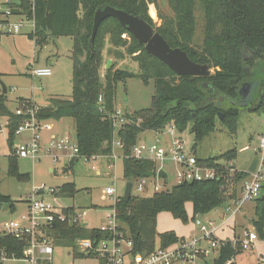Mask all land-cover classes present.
I'll use <instances>...</instances> for the list:
<instances>
[{
	"label": "trees",
	"instance_id": "16d2710c",
	"mask_svg": "<svg viewBox=\"0 0 264 264\" xmlns=\"http://www.w3.org/2000/svg\"><path fill=\"white\" fill-rule=\"evenodd\" d=\"M22 13L31 17L26 0H20ZM173 16H163L160 26H155L148 14V6L157 9V0H34L35 32L28 36L35 45L42 46L49 38L70 37L73 45L70 52L72 61V96L69 99L54 97L48 99L45 107H39L36 118L39 121L71 119L76 132L79 155L84 157L108 156L111 154L113 127L108 118L115 110L118 83L136 77L144 84H153V95L149 108L132 114L125 113L129 123L118 134L122 142V153L129 156L137 144L140 134L146 131L159 133L166 126H173L183 133L191 126L193 151L204 137L215 130L216 123L223 126L230 135L237 131L240 110H247L264 116V0H167ZM201 7L203 15L202 42L193 44L196 27V11ZM112 7L130 15L138 16L148 23L171 48L184 51L189 59L200 65L208 64L207 77H179L155 57L148 55L144 47L119 25L114 19L102 21L97 29L94 42L90 46L94 13L98 9ZM19 13V12H18ZM0 33V38H1ZM127 36L132 46L127 47L122 36ZM114 51L124 49L127 56L137 64L138 72L117 69L111 64L105 69L101 79L102 52L105 43ZM111 52V51H110ZM114 56L122 59L116 52ZM258 81L259 85L252 103L239 108L229 101L239 98L238 90L244 83ZM101 97L102 103L98 99ZM6 96L0 92V118L8 119L7 144L10 155L7 157V175L17 182H27L28 174H21L17 158L12 155L15 141L14 132L21 118L6 107ZM31 102L19 100L24 107ZM221 114V119L219 118ZM236 158V150L228 151L213 158H197L201 166L221 170L224 165ZM224 161V164H221ZM75 159L69 162L71 167ZM155 163L133 158L123 159L125 180L149 177L154 174ZM244 173L234 176L235 181ZM223 180L212 182H193L174 186L167 192L156 193L144 198L121 197L116 204V217L128 230L134 252L151 253L157 248L165 249L182 241L173 232L158 234L157 217L169 213L174 219L188 222L185 204L192 206L195 221L219 208L235 197H227L222 191ZM55 196L74 198L78 193L74 184L66 183L56 187ZM0 206L14 210V202L9 196L0 194ZM74 214L73 209L62 211ZM254 218L251 226L260 239H264V197L254 201ZM53 249L64 247L73 259H89L76 251V239L103 238L95 228L81 224H55L48 229ZM26 245L11 236H0V264L2 254L10 259H23ZM213 264H235L234 260L243 253L237 242L221 241ZM104 264L103 261H100ZM38 264H48L38 262Z\"/></svg>",
	"mask_w": 264,
	"mask_h": 264
},
{
	"label": "rangeland",
	"instance_id": "374dc122",
	"mask_svg": "<svg viewBox=\"0 0 264 264\" xmlns=\"http://www.w3.org/2000/svg\"><path fill=\"white\" fill-rule=\"evenodd\" d=\"M201 7L198 6L196 11V27L193 36V44L198 46L202 42V26L203 15ZM160 13L163 16H173V12L167 4V0H157V9L152 5L148 6V14L155 26H160L161 19L158 16ZM3 16L0 14V22ZM19 21L13 18L9 21L12 25ZM24 25L19 34H3L0 38V92L3 84L7 93L6 107L12 112L17 108H21L19 100H32V106L37 110L41 105L48 103V99L60 97L69 99L72 96V61L70 52L72 50V39L70 37L49 38L42 46L35 45L28 38L31 30V25ZM122 38L126 41V46H132L130 39L123 35ZM111 51V52H110ZM120 52L123 55L122 59H117L114 54ZM102 67L100 70L101 79L105 72V65L108 60L117 69L125 70L133 74H137L138 67L132 57L124 53V49L114 51L113 47L107 42L105 43L102 52ZM42 67H48L51 75L48 77H32L31 70ZM153 84H144L140 79L133 77L118 83L115 98V110H120L123 114H132L142 109L149 108L151 97L153 95ZM44 107V106H43ZM5 119L0 118V194L9 196L14 202V210L10 211L7 206H0V231L2 223L18 219L26 212V200L33 186H45L48 188L60 187L63 184L71 183L75 185L78 193L74 198H51L45 196V200L54 203L58 208H71L75 213L80 215L81 223L86 224L88 228H98L105 224V216L110 210L112 199L107 197L105 189L114 187L116 194L124 193L125 178L123 177V160L121 158L114 162L112 169H108L109 163L112 160L101 158L96 162H84L79 160L71 167L69 160L64 159L57 152H52L53 156H59L57 162H53L51 157L42 155L38 161H33L29 158H17L18 171L21 174H28L27 182H17L15 179L7 175V157L10 155V148L7 144L8 129L4 125ZM48 124L52 126L51 132H40L42 143L45 145L51 138H58L68 135L72 142L76 139L74 123L71 119L64 118L61 120H49ZM191 126L183 133H178L176 130L172 137L181 138L189 150L194 144L193 135L189 133ZM168 134H155L151 131L143 132L138 137V143L150 145L157 138L161 139V145L166 141H171L172 138ZM27 138L26 134L21 137H16L13 142V149L17 144ZM264 138V116L255 113H250L247 110H240L237 122V131L234 135H230L227 130L216 123L215 130L204 137L198 144V147L192 154L196 158H213L220 156L228 151L236 150V158L231 161L232 165L238 171L248 169L253 154L258 153L259 157L264 155L263 152L257 151L260 139ZM249 147V150L242 151L243 147ZM115 154L120 156L119 149L114 150ZM221 161V164H224ZM95 166L102 175L96 176L91 167ZM165 170L169 173V182L166 189L170 190L175 186L174 165L165 161L163 164ZM50 169L52 172H50ZM261 183L260 197H264V175L259 181ZM132 196H136L135 188L132 191ZM254 202L247 203L243 206L246 215L241 220L238 228L247 229V232H255L251 226V220L254 218L253 213ZM235 207L228 202L223 203L217 211H212L204 216H197L196 219L203 224L207 220H218V215L226 213L231 214V211H226V208ZM185 211L188 217V222L183 223L180 220L174 219L169 213L162 212L157 217L156 231L158 234L173 232L176 236L184 235L186 239L190 238L191 234H201L199 228L194 226L191 218L193 216L192 206L189 202L185 204ZM218 223V222H216ZM237 230L239 231V229ZM223 234L222 241L228 240ZM180 238V237H179ZM172 245L168 248H174ZM257 251L261 255L260 259H264V239L259 238V242L252 250L244 251L243 254L237 257V264H255L257 259ZM68 251L61 246L54 248L52 261L49 264H101L95 258L89 259H73L68 255ZM2 264H31L23 260H5ZM180 264V263H175ZM193 264H201L195 260ZM210 264V263H208Z\"/></svg>",
	"mask_w": 264,
	"mask_h": 264
},
{
	"label": "built area",
	"instance_id": "2783aa9c",
	"mask_svg": "<svg viewBox=\"0 0 264 264\" xmlns=\"http://www.w3.org/2000/svg\"><path fill=\"white\" fill-rule=\"evenodd\" d=\"M26 1L30 7V18L22 13L20 0H0V14L3 16V20L0 22V33L2 35L19 34L24 25L22 20H25L26 24L31 25L29 35L35 32V19L33 15L34 0ZM13 18H17L19 21L10 25L9 21ZM50 75L51 71L48 67L31 70L32 77H48ZM98 102L99 104L102 103L101 97H99ZM36 111L32 104L17 108L13 111L15 116L21 118V122L14 132L15 137H21L23 134L27 135L24 141L12 149V155L15 158H29L33 161H38L42 155H45L51 157L53 162H57L59 156H53L52 154V152H57L61 157L69 161L75 159L76 162L79 160L96 162L101 158L112 160V163H109L107 166L109 170L113 168L114 162L119 158L122 160L133 158L136 160L151 161L156 165L153 175L125 180V186L127 183L132 184L130 197L135 188L136 196L144 198L156 193L169 191L166 189L169 182V173L163 166L165 161H169L175 167V186L193 182L223 180L225 183V187L222 186L224 194L227 197L235 195L233 199L228 201L235 208H226V211H231L230 216L232 217L245 204L254 202L260 198L261 183L259 181L264 175V155L261 157L258 155V164L254 173H249L247 170L246 172L238 171L231 162H228L224 165L225 175L221 170L201 166L198 163V159L192 154V148L187 150L185 142L181 138L172 137L175 128L173 126H166L162 132L155 134H168L173 138L171 141H166L164 145H161V139L159 138L150 145L137 142L132 148L130 155L125 156L122 153L123 145L119 140L118 134L123 130L124 125L129 123V119L120 110H116L108 117L113 127L111 154L108 156H91L87 158L79 155L76 140L72 142L68 135L51 138L44 145L41 141L40 132H51L53 128L46 121H39L36 118ZM8 124V119H5V127ZM115 148L121 151L120 156L115 154ZM246 150H249V147L242 149V151ZM258 150L263 152L264 138L260 139ZM91 169L96 176L102 175L95 166H92ZM160 170L166 173V182L163 178L158 179V172ZM238 173H244L245 175L243 178L235 181L234 176ZM56 192V188L47 189L43 185L33 186L26 200V212L18 219L6 221L1 225L0 236H11L26 245L23 251V261H28L31 264H38V262H46L49 264L52 261L54 249L52 247L51 237L47 234L48 229L55 224L82 225L80 215L75 212L74 214H64L62 211L68 209L67 207L61 209L54 203L45 200L46 195L54 199L59 198L55 196ZM105 194L112 199V204L109 207V212L105 216V224L95 228L103 235V238L96 241L91 239H76L74 244L76 251L80 254L91 255L93 258L103 261L104 264H193L200 256L208 257L213 250H217L221 246V241L215 236L216 228L214 222L207 220L203 224L196 219L193 224L199 228V232L201 233L199 237L191 236L188 239L183 238L182 241L175 244L174 248H157L151 253L134 252L133 243L129 238L126 226L120 223L116 217L115 207L124 193L117 195L114 187H107ZM85 227L88 228L87 225ZM200 242H204L206 246L201 247ZM237 242L241 245L244 252L255 248L259 242V237L254 231H245L241 239L231 241L232 244ZM5 260L9 259L2 254L1 263ZM10 260L16 259L12 257ZM257 260V264H264V259H260L259 256ZM231 262L227 264H231Z\"/></svg>",
	"mask_w": 264,
	"mask_h": 264
},
{
	"label": "water",
	"instance_id": "95a60500",
	"mask_svg": "<svg viewBox=\"0 0 264 264\" xmlns=\"http://www.w3.org/2000/svg\"><path fill=\"white\" fill-rule=\"evenodd\" d=\"M106 19H114L119 25L127 30L138 42L142 45L148 55H151L166 65L173 73L179 77H207L210 75L209 65L196 64L192 62L187 54L178 49L171 48L163 37L157 33L148 23L138 16L130 15L122 10H117L112 7H105L98 9L94 13L92 34L90 38V46L94 42V38L99 24ZM111 65L110 60L106 62L105 69ZM259 85L258 81L244 83L238 90L239 98L237 100H230L232 105H237L239 108H246L249 106L255 95ZM1 94L7 93L6 87L1 85ZM221 119V114H219ZM258 164V153L253 154L252 161L247 169L249 173H254ZM167 181V175L163 170L158 172V179ZM132 184L127 183L124 189V199L130 198ZM83 227L86 224H82ZM88 257V254L85 255Z\"/></svg>",
	"mask_w": 264,
	"mask_h": 264
},
{
	"label": "crops",
	"instance_id": "0c3cea01",
	"mask_svg": "<svg viewBox=\"0 0 264 264\" xmlns=\"http://www.w3.org/2000/svg\"><path fill=\"white\" fill-rule=\"evenodd\" d=\"M30 101L33 102L32 100H30ZM46 105H47V103L44 104V105H41V107H43V106L45 107ZM245 147H247V146H245ZM245 147H243L242 149H244ZM50 172H52L51 169H50ZM215 211H217V210H215ZM245 215H246L245 208L244 209L242 208L233 217L228 215V214H226V213H222L221 215H218V220H212L214 222V225H215V228H216V230H215L216 238L218 240L222 241L221 237L223 238L224 237L223 234H226L225 236L228 238V240H226V241H234L236 239H241L243 237V235H244V232L245 231H249L247 229L244 230L243 228H238L237 227V225L241 224V220L244 219ZM216 222H218V223H216ZM237 228L239 229V231L237 230ZM195 231L191 234V236L199 237L200 234H195ZM177 237L186 239L184 237V235H182V234L177 235ZM200 245H201V247H205L206 246V244L204 242H200ZM217 255H218V251L217 250H213L212 253L208 257L200 256L197 259V261H200L201 264H208V263L213 264V261L217 258ZM258 256L261 257V255L257 251V259H258ZM237 257L234 260L235 264H237ZM257 259H256L255 264H257V262H258Z\"/></svg>",
	"mask_w": 264,
	"mask_h": 264
}]
</instances>
